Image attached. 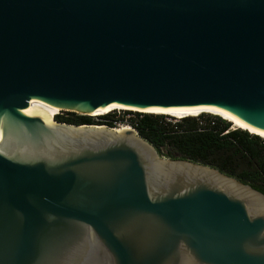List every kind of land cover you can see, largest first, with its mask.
Listing matches in <instances>:
<instances>
[{
    "label": "water",
    "instance_id": "1",
    "mask_svg": "<svg viewBox=\"0 0 264 264\" xmlns=\"http://www.w3.org/2000/svg\"><path fill=\"white\" fill-rule=\"evenodd\" d=\"M30 101L264 133V0H0V264H264L263 193Z\"/></svg>",
    "mask_w": 264,
    "mask_h": 264
},
{
    "label": "trees",
    "instance_id": "2",
    "mask_svg": "<svg viewBox=\"0 0 264 264\" xmlns=\"http://www.w3.org/2000/svg\"><path fill=\"white\" fill-rule=\"evenodd\" d=\"M109 113L97 123L89 117L73 113H65L66 118L56 116L55 119L68 125L113 128L108 121L115 115ZM125 114L134 116V129L161 156L210 166L264 194V139L261 137L241 130L228 132L229 123L206 114L178 119L174 124L167 121L175 119L169 116L136 112Z\"/></svg>",
    "mask_w": 264,
    "mask_h": 264
},
{
    "label": "bare ground",
    "instance_id": "3",
    "mask_svg": "<svg viewBox=\"0 0 264 264\" xmlns=\"http://www.w3.org/2000/svg\"><path fill=\"white\" fill-rule=\"evenodd\" d=\"M27 108H31V109H37L45 114L50 115V119L52 121V119L58 115L59 110L53 107H50L48 105H45L43 103H40L38 101H30L27 103ZM116 110H132V109H127V108H120V107H116V108H105L102 112L100 113H96V114H91V117H99V116H105L104 114L108 113V112H113ZM132 111H137V110H132ZM145 114H149V115H162V116H169L175 119H183V118H195V117H199L201 115H211V116H215V117H219L222 120L230 123L232 126H234L235 128L245 131L251 135H255L258 137H261L262 139H264V133L258 132L250 127H248L247 125H245L244 123H242L241 121H239L238 119L225 114L223 112H220L218 110L212 109V108H197V109H192L189 110L185 113H179V112H170V111H161V110H146L143 111Z\"/></svg>",
    "mask_w": 264,
    "mask_h": 264
},
{
    "label": "built area",
    "instance_id": "4",
    "mask_svg": "<svg viewBox=\"0 0 264 264\" xmlns=\"http://www.w3.org/2000/svg\"><path fill=\"white\" fill-rule=\"evenodd\" d=\"M125 110H116L111 115L113 118L109 120L108 122L113 125V129L115 130H123V129H129V130H135L132 123V118L134 117L132 114H125ZM116 113H118L116 115ZM135 113V112H132ZM59 114V113H58ZM106 116V115H105ZM104 117V116H101Z\"/></svg>",
    "mask_w": 264,
    "mask_h": 264
},
{
    "label": "rangeland",
    "instance_id": "5",
    "mask_svg": "<svg viewBox=\"0 0 264 264\" xmlns=\"http://www.w3.org/2000/svg\"><path fill=\"white\" fill-rule=\"evenodd\" d=\"M114 112V111H113ZM112 111H111V113H109V114H112L113 113ZM118 113H116V115H117ZM56 116H60V117H67V115L65 114V113H63V112H59V114L58 115H56ZM56 116L54 117V119L56 118ZM211 116V115H210ZM89 118H91L95 123H97V122H100V120H101V116H99V117H89ZM197 118V117H196ZM221 119V118H220ZM56 120V119H55ZM177 120L178 119H168L167 121L168 122H170V123H172V124H174L175 122H177ZM228 123V122H227ZM230 124V123H229ZM236 130H239V129H237V128H235L234 126H232L231 124H230V128L228 129V132H233V131H236ZM242 131V130H241ZM262 139V138H261Z\"/></svg>",
    "mask_w": 264,
    "mask_h": 264
}]
</instances>
